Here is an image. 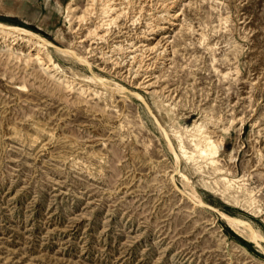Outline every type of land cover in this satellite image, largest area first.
I'll use <instances>...</instances> for the list:
<instances>
[{"label":"rangeland","instance_id":"374dc122","mask_svg":"<svg viewBox=\"0 0 264 264\" xmlns=\"http://www.w3.org/2000/svg\"><path fill=\"white\" fill-rule=\"evenodd\" d=\"M130 1L0 0V22L91 63L0 34V264H264V0ZM88 73L166 99L183 136L203 120L255 201L175 161L142 102ZM175 165L260 245L182 197Z\"/></svg>","mask_w":264,"mask_h":264},{"label":"bare ground","instance_id":"6f19581e","mask_svg":"<svg viewBox=\"0 0 264 264\" xmlns=\"http://www.w3.org/2000/svg\"><path fill=\"white\" fill-rule=\"evenodd\" d=\"M93 1L96 2V0ZM127 3H131V1L127 0ZM103 5L105 6L107 4L104 3ZM103 8L101 12L105 13L107 11L105 8L107 7H105L104 9ZM0 34L20 36L21 38L26 37L35 46L34 54L37 57H40L42 53L46 54L49 62L52 61V56L50 54V48H52L56 53L67 56L80 65L89 66L91 64L89 58L86 55L75 50L72 43L61 46L63 47L62 49H59L57 47H49V41L46 38L36 36L33 34V32L23 27L2 22H0ZM232 53L235 57H237L238 53H240V50H234ZM84 78L103 89L111 90L129 97H134L141 102L143 99H145L140 92L136 90H133V92H126L124 88L117 82L109 78L102 77L98 73H88L84 76ZM261 88L264 90V82L261 84ZM148 104L151 108L149 102ZM151 110L153 112V115L149 113L148 114L154 120L158 129L164 136L168 148L171 151H173V149L175 148L173 152L175 161H177L179 157L182 158L184 163H188V169L191 170L192 173L194 172L192 169H195L196 171L202 172L203 174L205 173L206 177H208L210 174L204 171L210 170L215 176L214 181L216 182L219 180L221 182V185L225 189H232L236 193L243 194L244 198L249 203L255 201L252 190L245 186V184L241 181L242 178L228 175V173L230 172L228 164L229 161L235 159V148H233L230 152H226L223 147L222 137L220 139L213 137L211 134L212 130H210L209 126L203 120L194 121L192 126H189V128H184L185 136H183L178 126V120L176 112L174 111V105L168 104L166 99L161 98V100L158 102V109L155 110L151 108ZM226 129L227 128L223 127L221 130L226 131ZM83 166L90 171L95 170V167L91 162H88ZM169 178L172 186L175 187L173 185V180H175L180 191L184 195H186V197L183 196V194H181V192L176 189L182 197L188 198L195 206L204 203L196 189L195 182L191 179L188 173L183 172L182 170L177 168V165L173 167L172 171L169 174ZM207 180L208 179H206V181ZM215 208L219 211L226 224L234 232L238 233L248 241H251L256 245H260L259 240L262 238V235L258 230H253L248 223L240 219L230 217L219 208Z\"/></svg>","mask_w":264,"mask_h":264},{"label":"water","instance_id":"95a60500","mask_svg":"<svg viewBox=\"0 0 264 264\" xmlns=\"http://www.w3.org/2000/svg\"><path fill=\"white\" fill-rule=\"evenodd\" d=\"M48 45H50L51 47H57V48H59V49H62V48H63V47H61V46H59V45H56L55 43H48ZM124 90H125L126 92H133V90H130V89H127V88H125ZM142 102H143V105H144V107L146 108L147 112H148L149 114L153 115V112H152V110H151V108H150V106H149L147 100L143 99ZM173 185L175 186V188H176L179 192H181L180 189H179V187H178V185H177V182H176L175 180H173ZM181 194H183V193L181 192ZM183 196L186 197V195H184V194H183ZM187 199H188V198H187ZM203 206H204V207H207L210 211L216 213L217 215H219V216L221 217L219 211H218L215 207H213L212 205H209V204H207V203L204 202V203H203Z\"/></svg>","mask_w":264,"mask_h":264}]
</instances>
